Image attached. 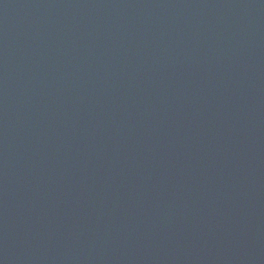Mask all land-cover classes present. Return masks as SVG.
<instances>
[{"label": "water", "instance_id": "1", "mask_svg": "<svg viewBox=\"0 0 264 264\" xmlns=\"http://www.w3.org/2000/svg\"><path fill=\"white\" fill-rule=\"evenodd\" d=\"M0 264H264V0H0Z\"/></svg>", "mask_w": 264, "mask_h": 264}]
</instances>
